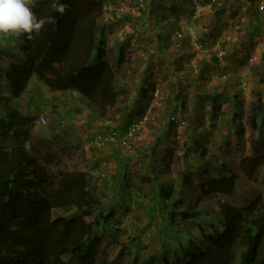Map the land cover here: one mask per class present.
<instances>
[{
    "label": "rangeland",
    "instance_id": "1",
    "mask_svg": "<svg viewBox=\"0 0 264 264\" xmlns=\"http://www.w3.org/2000/svg\"><path fill=\"white\" fill-rule=\"evenodd\" d=\"M260 1L264 0H103L99 25L105 27L106 60L115 66L119 50L123 51L124 62L116 68V106L108 110L105 118L98 119L93 108L76 93L68 98L71 104H79L80 110H70L68 113L73 114L70 119L67 114H61L64 112L60 106H53L63 95L49 91L35 76L30 78L21 97L13 100L18 116L8 135L0 134V146H11L22 137L30 141L48 138L50 145H45L55 156L51 165L68 170L86 168L90 187H97L94 198L104 206L115 200L125 202L127 195L132 199L136 196V192L130 195L126 188L123 189L124 177L118 174L119 167L123 166V157L126 159L123 169L126 168L131 177L156 176L160 180L158 176H164V179L173 177L179 180L177 176L183 173L198 185L206 179L227 175L210 165L207 159L214 156L235 172L236 181L242 185L230 196L217 194L198 200L196 195H192L191 200H198L197 208L202 214L183 223L180 222L181 216L172 218L173 223L166 222L160 215L153 220L145 215L146 210L139 211L134 209L135 206L125 209L124 205V209L118 210L114 202L111 209L117 219L120 214L123 218L119 225L121 231L116 244L109 243L107 234L102 232L108 228L99 226L102 239L95 256L96 264H99L102 254L110 257L109 261L113 260L114 264H133L137 256L146 264L152 259L153 264H161L162 260L177 264V260L194 256L190 242H201L203 247L207 246L197 225L211 223L222 207L243 210L255 199L264 204V164L251 177H247L245 169L241 171L239 168L241 160L257 157L255 147L257 153L264 156V69L260 66L264 56V37H260L263 34L258 10ZM233 2L236 6L232 8ZM247 25L253 36L249 42L263 43V48L255 55H246L248 50L244 51L241 46L246 40L242 31ZM231 34L237 38L235 47L225 38ZM219 37H223L222 41L218 40ZM19 38L13 37L5 45L8 52L0 55V66L5 67L13 61L11 53L21 51ZM217 42H220L218 47ZM0 43L4 45L2 40ZM143 88L153 90L149 100L144 97ZM0 90L10 95L3 75ZM211 98L216 99L215 104ZM176 99H184L185 102L181 109L173 110ZM258 107L262 108V114L257 118L253 131L251 115ZM45 113L49 114L48 121ZM40 115L46 119L44 126H38ZM27 116L34 117V123H27L24 120ZM169 116H172L169 121L173 125L166 138L164 135V138L160 137L161 145L153 156V162L158 163L161 153L169 147L175 154L170 170L146 171L143 167L148 147L157 141L159 124ZM140 118H145V121L134 138L128 140L133 143V148L128 149V142L120 135L122 128ZM61 121L68 122L65 128L59 126ZM111 131L117 134L118 140L97 149L96 139ZM190 140L199 141L208 151L209 156L201 164L202 171L193 166L185 169L186 166L177 161ZM261 142L263 146L259 149ZM114 153L118 154L114 156ZM108 155L113 156L103 163ZM250 164L245 161L244 168H249ZM159 171L162 173L158 174ZM140 188V194L147 193L148 182H143ZM145 201L151 207L152 202ZM141 212L142 217L136 218ZM53 217H58V214L53 213ZM162 221L167 225L164 232L169 234V239L164 242L159 239L165 238L160 235ZM187 221L196 223V226L185 227ZM209 231L212 232V228L207 233ZM96 234L98 231L93 232V236ZM241 250V244L236 243L229 261L234 262Z\"/></svg>",
    "mask_w": 264,
    "mask_h": 264
},
{
    "label": "trees",
    "instance_id": "2",
    "mask_svg": "<svg viewBox=\"0 0 264 264\" xmlns=\"http://www.w3.org/2000/svg\"><path fill=\"white\" fill-rule=\"evenodd\" d=\"M59 2L68 5L63 15L52 9V0H35L33 11L37 16H52L56 23L46 24L39 35L33 34L31 40L22 35L19 38L22 42L21 51L11 53L13 61L5 67L0 66V79L3 75L10 93L8 96L0 90V134L3 136L8 135L9 128L18 116L12 102L21 97L32 76L49 91L78 93L93 108L98 119L105 118L108 110L117 104L116 68L124 62L123 51L119 50L115 66L106 60L105 27L99 25L103 15V0ZM12 38L0 37L4 43H0L3 46H0V55L8 52L5 45ZM142 93L149 100L153 90L143 88ZM211 100L216 103L215 98ZM184 102V99H176L173 110L177 107L181 109ZM142 113L143 110L140 111ZM260 114L262 108L258 107L251 115L253 131ZM171 117L162 120L157 141L148 147L147 161L143 167L146 171L153 172V169L158 168L162 171L170 170L175 156L173 150L165 148L158 163L153 162V156H156L161 145L160 137L164 135L166 138L170 133L173 125L169 121ZM34 119L26 117L24 120L31 123ZM127 127L122 128L120 135L125 134ZM109 133L100 136V140L111 135ZM190 142L177 161H181L185 169L193 166L202 171L201 164L209 156L208 151L199 141ZM164 143L167 141L164 140ZM45 144L49 143L22 137L11 146H0V264H96L95 256L102 239L99 226L108 228L102 232L107 234L109 243L116 244L118 232L121 231L119 225L123 218L120 214L117 219L111 209L114 202L118 210L125 206V209H133L135 206L134 209L139 211L146 210L145 215L153 220H157L160 215L166 222L173 223L172 218L181 216L180 222L183 223L202 214L197 208V201L202 197L217 194L230 196L242 188L236 181L235 172L214 156L207 159L210 165L225 171L227 175L206 179L198 185L183 173L177 176L179 180L173 177L164 179V176H158L162 181L156 176H143L142 179L139 175L131 177L122 166L118 174L124 177L123 189L126 188L129 194L136 192V196L132 199L127 195L125 202L113 199L112 204L104 206L94 198L97 187H90L87 171L51 165L55 156ZM110 144L113 143L106 140L102 148ZM259 145L261 149L263 143ZM132 148L133 143L130 142L129 149ZM257 151L255 147L256 158H246L240 162L239 168L241 171L245 169L247 177L254 175L257 168L264 164V156ZM125 160V157L121 159L122 162ZM245 161L251 163L249 168H244ZM143 182H148L149 190L140 194ZM117 194L121 195L119 192ZM192 195H196L198 200H191ZM145 199L152 202L151 207ZM53 213L58 214V217L54 218ZM139 217H142V212L136 215V218ZM213 219L209 224L197 225L207 246L203 247L201 242H190L194 256L177 260V264H264V204L260 199L247 204L243 210L222 207ZM195 226L194 222L185 223L187 228ZM159 227L160 235L165 236L159 239L164 242L169 239L168 232H164L167 231V225L162 221ZM210 228L213 231L207 233ZM94 231H98V235L93 236ZM135 239L138 240V237ZM174 239L178 240L176 237ZM236 243L241 244L242 250L236 260L230 262ZM109 259L102 254L98 263L114 264ZM148 263L153 264V261ZM133 264L144 263L135 259ZM161 264H172V261L162 260Z\"/></svg>",
    "mask_w": 264,
    "mask_h": 264
},
{
    "label": "clouds",
    "instance_id": "3",
    "mask_svg": "<svg viewBox=\"0 0 264 264\" xmlns=\"http://www.w3.org/2000/svg\"><path fill=\"white\" fill-rule=\"evenodd\" d=\"M35 6V0H0V36L18 39L22 35H26L31 40L34 38L33 34L39 35L46 24L56 23L55 18L52 16L38 17L36 12L33 11ZM51 7L54 11L63 15L68 5L59 2V0H52ZM14 43L15 40H13ZM138 259L139 256L136 260Z\"/></svg>",
    "mask_w": 264,
    "mask_h": 264
},
{
    "label": "crops",
    "instance_id": "4",
    "mask_svg": "<svg viewBox=\"0 0 264 264\" xmlns=\"http://www.w3.org/2000/svg\"><path fill=\"white\" fill-rule=\"evenodd\" d=\"M234 6H236V2H233L232 3V8L234 7ZM249 23V22H248ZM243 32V35H244V37H245V41L243 42V43H241V46L244 48L243 50L244 51H246V50H248V53L246 54V55H252V54H254L255 55V53L257 54L258 53V51L261 49V48H263V43L261 42V44H257L258 42H256V43H254V41H252V42H249V39L251 38L252 39V37L253 36H251V30H250V26H248L247 25V27H246V29L244 30V31H242ZM221 34V33H220ZM219 34V35H220ZM263 37V34H260V37ZM222 38L223 37H219V39L218 40H220V41H222ZM226 39H228V40H230V41H232V44H231V46H233V47H235V44H237V38H236V36H234L233 34H231V35H228V36H226L225 37ZM264 39V38H263ZM262 39V40H263ZM235 41V42H234ZM256 41V40H255ZM214 42H216V40L214 41ZM264 42V41H263ZM219 44H220V42H217L216 43V46L218 47L219 46ZM257 44V45H256ZM258 46L260 47V48H258ZM230 47V46H229ZM58 94H60V95H63V98L62 99H60V101H58L59 103H56V101H55V104H53V106L54 107H57V106H60V108H61V110L64 112V113H62L61 112V114H67L69 117H70V119H72L73 117H72V115H70L68 112L70 111V110H74V109H77V110H80V107L78 106L79 104H77V105H74L73 103L71 104V100H69L70 98H68V97H72V96H74V95H77L76 94V92H74V91H65V92H57ZM57 99V98H56ZM41 114V113H40ZM46 114V117H47V121H48V117H49V114H47V113H45ZM41 116V115H40ZM27 117H29V116H27ZM31 117V116H30ZM69 119V118H68ZM72 121H74V120H72ZM34 123V122H33ZM49 127V126H48ZM79 130H82V128H79ZM40 139H42V141L43 142H47L49 139L48 138H40ZM91 149V148H90ZM115 154H118V153H114V156H115ZM111 156H113V155H108L107 156V160H105V161H102L103 163H106V162H108V160L111 158ZM123 166L125 167V162H123ZM79 170H82V171H87L86 170V168H80Z\"/></svg>",
    "mask_w": 264,
    "mask_h": 264
},
{
    "label": "built area",
    "instance_id": "5",
    "mask_svg": "<svg viewBox=\"0 0 264 264\" xmlns=\"http://www.w3.org/2000/svg\"><path fill=\"white\" fill-rule=\"evenodd\" d=\"M137 1L141 2L142 0H137ZM258 10L260 13L259 18H260V22H261L262 31H263V37H264V1L259 2ZM260 61H261L260 66L264 69V56L261 57ZM243 86H245V83H243ZM144 121H145V118H140V119L134 120L131 124L128 125L127 130H126L125 134L123 135V138L128 142V143H126L128 149H129V143H130L128 140H132L134 138L136 132H138L140 127L143 125ZM37 123H38V125H41V126L45 125L46 124L45 117L40 116L37 119ZM66 123H68V122H65V121L61 122L60 126L62 128H65ZM109 134H111V135L106 136L104 138V140H100V138L96 139L95 146L97 148H102L104 146V141L107 140L108 142L115 143L118 140V136L115 132H110Z\"/></svg>",
    "mask_w": 264,
    "mask_h": 264
}]
</instances>
